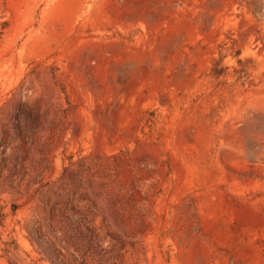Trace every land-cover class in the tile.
Here are the masks:
<instances>
[{
	"label": "rangeland",
	"instance_id": "374dc122",
	"mask_svg": "<svg viewBox=\"0 0 264 264\" xmlns=\"http://www.w3.org/2000/svg\"><path fill=\"white\" fill-rule=\"evenodd\" d=\"M0 264H264V0H0Z\"/></svg>",
	"mask_w": 264,
	"mask_h": 264
}]
</instances>
